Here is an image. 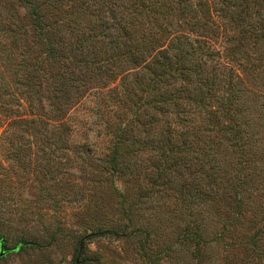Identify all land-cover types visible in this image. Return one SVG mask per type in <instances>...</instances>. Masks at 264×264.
I'll return each mask as SVG.
<instances>
[{"label":"trees","instance_id":"16d2710c","mask_svg":"<svg viewBox=\"0 0 264 264\" xmlns=\"http://www.w3.org/2000/svg\"><path fill=\"white\" fill-rule=\"evenodd\" d=\"M16 2L23 16L0 1V116L64 145L73 106L107 88L134 119L112 126L103 165L143 178L149 204L173 199L182 224L166 254L190 248L203 263L212 242L242 229L262 256L264 0ZM207 219L221 222L216 232Z\"/></svg>","mask_w":264,"mask_h":264},{"label":"rangeland","instance_id":"374dc122","mask_svg":"<svg viewBox=\"0 0 264 264\" xmlns=\"http://www.w3.org/2000/svg\"><path fill=\"white\" fill-rule=\"evenodd\" d=\"M106 90L97 88L73 106L64 145H47L36 139L45 136L34 137L0 116V239L7 249L0 264H264V250L255 255L242 229L231 231L232 240L212 242L203 263L190 248L166 254L182 224L173 219V199L149 204L139 196L143 178L114 176L103 165L112 126L134 119V108L112 106ZM151 160L150 152L139 154L143 168ZM206 222L211 233L221 224ZM99 228L108 232L88 236ZM259 246L264 249V240Z\"/></svg>","mask_w":264,"mask_h":264},{"label":"water","instance_id":"95a60500","mask_svg":"<svg viewBox=\"0 0 264 264\" xmlns=\"http://www.w3.org/2000/svg\"><path fill=\"white\" fill-rule=\"evenodd\" d=\"M3 248H4V242L0 239V258L7 253V251L4 250Z\"/></svg>","mask_w":264,"mask_h":264},{"label":"flooded vegetation","instance_id":"af4514ba","mask_svg":"<svg viewBox=\"0 0 264 264\" xmlns=\"http://www.w3.org/2000/svg\"><path fill=\"white\" fill-rule=\"evenodd\" d=\"M3 249L7 251V249L5 248V246H4V248H3ZM75 264H77V263H76V261H75Z\"/></svg>","mask_w":264,"mask_h":264}]
</instances>
